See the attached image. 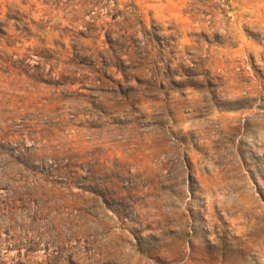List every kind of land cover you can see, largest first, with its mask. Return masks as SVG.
I'll list each match as a JSON object with an SVG mask.
<instances>
[{
  "label": "rangeland",
  "instance_id": "rangeland-1",
  "mask_svg": "<svg viewBox=\"0 0 264 264\" xmlns=\"http://www.w3.org/2000/svg\"><path fill=\"white\" fill-rule=\"evenodd\" d=\"M0 264H264V0H0Z\"/></svg>",
  "mask_w": 264,
  "mask_h": 264
}]
</instances>
